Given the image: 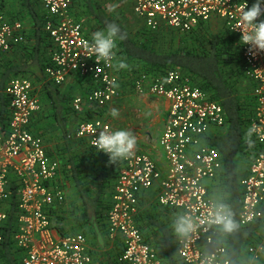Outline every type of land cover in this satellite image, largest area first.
I'll use <instances>...</instances> for the list:
<instances>
[{
	"label": "built area",
	"instance_id": "2783aa9c",
	"mask_svg": "<svg viewBox=\"0 0 264 264\" xmlns=\"http://www.w3.org/2000/svg\"><path fill=\"white\" fill-rule=\"evenodd\" d=\"M151 32L170 28L189 34L218 19L227 32L237 36L241 46L245 77L253 84L256 109L249 128L259 153L239 180L242 192L240 221L243 226L260 222L264 227V52L250 53L242 44L238 18L241 9L253 4L247 0H124ZM0 0V68L5 58L26 43L27 29L4 11ZM44 30L53 44L51 60L45 69L47 80L62 88L72 77L93 82L86 97L72 102L75 112L105 109L123 97L116 54L110 64L96 62L86 50L92 42L73 11V0H40ZM264 19V17H261ZM42 86L24 77L11 79L0 87L5 101L4 125L0 122V230L10 218L13 201L17 205V228L13 234L19 264H93L84 233L61 235L53 222L52 210L67 200L59 183L61 163L49 155L46 141L32 130L35 116L41 112ZM134 90L167 99L169 116L160 145L165 152L168 171L164 176L148 154L139 152L121 160L107 214L111 240L122 238L121 264H164L156 249L148 243L139 227L141 197L159 186L161 206L181 215L204 220L189 238L177 240L182 264H230L228 249L219 239L222 229L208 223V212L220 203L209 195L208 182L218 179L223 170L220 152L205 142L213 128L226 125L223 107L178 70L151 76L140 74L133 80ZM113 131L106 118L81 122L67 136L93 143L100 131ZM103 153V152H102ZM3 236L0 232V242ZM255 264H264V237L249 247Z\"/></svg>",
	"mask_w": 264,
	"mask_h": 264
},
{
	"label": "trees",
	"instance_id": "16d2710c",
	"mask_svg": "<svg viewBox=\"0 0 264 264\" xmlns=\"http://www.w3.org/2000/svg\"><path fill=\"white\" fill-rule=\"evenodd\" d=\"M35 3L41 5L40 0H24L23 2L32 24L27 31L26 43L14 51V53L23 51V63L13 66L10 60L5 61L0 68V87H3L9 80L13 79V76L17 78L19 75L29 71V60L33 57L38 58L42 54H46L48 48H50L51 54L53 52V44L44 30V13L34 8ZM85 6L87 8L86 15L100 30L105 29L109 23H115L120 26L121 34L125 38L117 40L115 54L118 67L120 62L127 64V68H118L122 77L134 80L144 73L156 76L172 70H178L187 75L193 85L204 91L211 100L218 102L223 107L226 116V125L222 128L223 131L213 135L210 134L206 140L210 146L220 152L223 161L221 175L208 185L209 195L211 198L227 205L233 220L237 224V228L231 233L221 231L222 243L228 249L230 264L251 263L252 256L249 255L248 249L259 240L258 238L264 235V227L260 222L243 226L240 221L242 192L239 185V168L241 160L247 158L251 163L259 153V148L252 136L251 140L253 143L251 145H249L246 138L249 123L255 113L256 99L252 93L254 84L244 74L239 39L226 30L222 31L221 34L203 37L194 34L191 36L190 33L183 35L181 39H172L173 43L171 42V46L173 47L171 50L158 51L154 40L142 41L137 39L133 36L132 31L127 29L120 20L105 14L97 3L87 0ZM84 26L89 29L86 25ZM148 31L151 32L150 30ZM151 33H160L161 35V31ZM88 35L92 37L91 33H88ZM189 36L192 38L188 39ZM29 42L31 46L30 49H27L26 45ZM25 51L26 53H24ZM50 60L51 57L44 61L41 60L43 61L41 69L44 77L43 79H35L34 82L42 86L41 95L46 96V99L52 105L53 113L45 116L39 112L34 118L32 130L36 135L44 138L40 131L45 130L47 132L45 135L49 137L54 132L52 127L59 125L58 129L59 131L61 130L62 137L64 135L65 140L69 141L67 138V115L70 114V104L74 97L70 93L63 94L58 87L47 80L45 69ZM75 78L86 82V92L90 93L93 89V82L80 76ZM244 79H247V83L252 88L248 89L246 82L245 85L243 84ZM63 104L68 106L66 107ZM4 106L5 101L0 96V122L2 126L4 125ZM97 110L87 109L84 114L81 113L82 111L78 112L81 115H77L76 118L84 122L92 120L94 114H100L102 117L103 110ZM46 119H48V122H45ZM67 150L68 148H66ZM49 155L53 157L51 152H49ZM61 159L63 162L61 173H63V179L67 183L70 182L72 184L71 178H74L75 182L82 185L80 178L82 173L86 172V177L91 179H87L86 183L93 182L100 186L98 193H93L90 188H86L80 193L76 191L80 198L78 208L83 211L84 221L89 223L91 215H94V218L98 220L104 219L105 213H108L112 203V201L107 202V199H112L113 197L111 192L106 193L105 187L107 185L113 186L116 179L118 180L122 165L121 160L116 163H110L107 154L99 152L92 147L90 148L89 157L79 164L74 162L73 157L69 158L71 160L66 159L67 162H64V158L61 157ZM69 161L73 163L72 167L69 168L70 175H68L66 167L63 169V165L67 166ZM84 169L86 170L84 171ZM67 183L63 184L64 189L67 187ZM15 203L16 201L14 200L13 204H11L10 218L7 224L0 230L3 236L2 242H0V264H19L13 240V234L17 228L18 213ZM65 206L66 203L63 207L65 208ZM149 212L151 213V211ZM63 213L65 211L62 207L52 210L53 222L60 230L62 229L59 225L65 220ZM146 217L147 213L144 214V217L141 216V220L144 219L142 222L146 224V227L156 229V235L160 236V241L156 244V251L164 264H182L177 252V240L174 239V235L172 236V229L164 223H160L158 218L154 217V214L149 215L147 219ZM140 228L143 232L142 226ZM143 235L144 237L146 236L144 232ZM145 239L151 244L149 238L145 237Z\"/></svg>",
	"mask_w": 264,
	"mask_h": 264
},
{
	"label": "crops",
	"instance_id": "0c3cea01",
	"mask_svg": "<svg viewBox=\"0 0 264 264\" xmlns=\"http://www.w3.org/2000/svg\"><path fill=\"white\" fill-rule=\"evenodd\" d=\"M84 1L86 4L87 0H84ZM247 1H250L252 3L255 2V0H247ZM23 2L24 0H6L4 11L7 14L8 18H10L9 15L11 16L13 14L16 15V17L17 15H19L22 19L23 17H25V12H27V9L24 8ZM91 2L96 3L97 0H91ZM10 19H16V18L11 17ZM26 24H28V22H25V27H26ZM123 24L127 27V29H129L127 23L126 24L123 23ZM96 28L100 30L99 27H96ZM26 29L28 31L29 27L28 28L26 27ZM89 29L86 28L87 34L91 33V35L93 36L94 33ZM224 30L225 28H224L223 22H221L218 19H213L211 22L203 25L199 29L195 30L193 33L191 32V34L190 33L189 34L191 36L192 34H194L196 36L203 37V36L221 34L222 31ZM160 31H161V34L163 33V37L166 41H171L172 39L178 40V39H181L183 35H188V34H184L179 31H176L170 28H165V27L162 28ZM191 38L192 37L190 36L188 37V39H191ZM12 54H14V52L6 56L5 61H9ZM117 68L119 67L117 66ZM119 74L122 79L121 88L123 92V97L119 101H116L114 104L109 105L105 109H102L104 111L102 118H106V120L111 123L113 131L124 129V130H132L133 132H135L137 136V150L141 153L148 154L149 156H151L153 160L156 162L159 170L162 172V175L165 176L168 171V162L165 156V152L160 145V140L165 131L166 122L169 116L170 103L167 99L157 97L149 93H146L143 95L138 94L133 88V79H130L128 77L127 78L122 77V74L120 71H119ZM83 82L84 81L78 80L77 78L72 77L62 87V89L61 88L59 89L63 90L62 92L63 94L65 93L72 94L74 99L77 97H86L88 95V92H86L87 83L84 82V85H82ZM81 87L85 89V92L81 89ZM41 101H42V108L40 112L41 115H45V116L52 115L53 113L52 105L48 102V100L46 99V96L44 97V95H41ZM63 105L66 107L68 106L67 104H63ZM70 108H71L70 114L67 115V123H68L67 136L75 132L78 125L81 123V121L76 118L77 115H81V114L73 110L72 103L70 104ZM87 109L89 108L85 107L81 113L84 114V111H87ZM112 109L118 110L119 115L117 117H113L111 115ZM102 110L99 109L97 111H102ZM100 117H101L100 114H94L92 120L98 119ZM88 121H91V120H88ZM53 127H54L53 128L54 132H56L57 133L56 135L58 136L61 131V130L59 131L58 129L59 125H54ZM213 129L211 130V133H210L211 135L215 133H221L223 131L222 129H218V128H213ZM205 142L207 143L206 140ZM64 143L66 144V148H68L66 153L63 154L64 153L63 151H60V152L58 151L57 155L59 156L52 157L54 159H57L59 162H61V170H62V164H63L62 160H60L61 157L64 159L65 158L69 159L73 157L74 162L76 164L81 163V161H85L86 158L89 157L91 146L89 144L88 139L73 138L72 140L65 141ZM60 149L62 150L63 148H59V150ZM48 152H49V149H48ZM71 162L72 161H69L66 168L72 167L73 163ZM246 173L242 174V172L240 171V179ZM86 174H87L86 172L82 173L81 178H80L82 182L84 180L90 179L86 177ZM68 175H70V172H68ZM71 179H72V184L70 185L72 186L75 192L77 191L78 193H80V191H84L86 188H90L95 193H98L99 191L100 186H98L97 184H94L93 182H90L91 184L89 185L82 184L81 182L82 185H79L77 182H75L76 180L74 178H71ZM63 180H64L63 173H61V176L59 179V183H61V185L64 184ZM116 182H117V179L114 183L112 182L113 186L107 185L105 187L106 193L111 192L113 194L114 185L116 184ZM210 183L211 182H208V185ZM158 195H159L158 185H155L153 188L149 189L142 195L141 202H140L141 210H142V217H144L145 213H147L146 219L148 218L149 215L154 214V217L156 216L155 218H158L160 223H164L167 227H170L172 229L173 231L172 236L174 235L173 236L174 239L178 240V237L175 234L173 225H174L175 219L177 218L178 215H181V213L170 211L169 209L161 206L158 202ZM107 200H106L107 202L112 201L111 198ZM62 208L65 211V213H63L65 220L62 222L61 225H59V227L62 230H60L56 226L60 234L68 235V234L83 233L82 231L79 232L78 229L76 230V232L72 231V227L67 226V223L70 219V215L72 214L71 213L72 211L70 210L68 205L67 207L65 208L62 207ZM149 211H151V213ZM105 214H106L105 218L104 219L101 218L100 220L94 218V215H91L90 222L89 223L84 222L85 225L83 224V229H84L83 231L87 233V234L85 233L84 234L86 235L88 239L89 253L93 257V264H121L119 263L118 259L123 252L122 238L118 237L116 240H111L109 238L108 220H107L108 213L106 212ZM142 221H144V219L141 220V217H140L139 226L140 227L142 226L143 232L146 235L145 237L149 238V242H151L152 246L156 249V245L154 243L156 241L154 240L158 239L160 241V236L156 235L157 234L156 229H151V228L146 227V224ZM88 234H90V237L88 236ZM262 237H264V235ZM262 237L258 238L259 240L257 242H259ZM219 241L221 244H223L221 235H220ZM257 242H255L254 244H256ZM249 264H255L253 261V257H252L251 263Z\"/></svg>",
	"mask_w": 264,
	"mask_h": 264
},
{
	"label": "clouds",
	"instance_id": "9594fccd",
	"mask_svg": "<svg viewBox=\"0 0 264 264\" xmlns=\"http://www.w3.org/2000/svg\"><path fill=\"white\" fill-rule=\"evenodd\" d=\"M261 17H264V0H255L251 7L246 3L239 14L240 41L249 46L250 53L264 52V19ZM124 38L120 26L109 23L105 29L93 34L91 43L85 42L86 50L95 56L97 63L102 60L106 64H110L115 57L117 40ZM119 67L127 68V64L120 62ZM111 115L117 117L119 115L118 110L112 109ZM253 130V128H249L246 132L249 145L253 143L251 140ZM93 143L99 152L108 155L110 163H116L135 154L137 136L132 130H106L100 131ZM207 222L219 226L226 233H231L237 228L230 210L223 203H216L211 206ZM204 223V220L197 222L193 216L183 214L177 216L173 227L178 238L187 239Z\"/></svg>",
	"mask_w": 264,
	"mask_h": 264
},
{
	"label": "rangeland",
	"instance_id": "374dc122",
	"mask_svg": "<svg viewBox=\"0 0 264 264\" xmlns=\"http://www.w3.org/2000/svg\"><path fill=\"white\" fill-rule=\"evenodd\" d=\"M96 3L99 6V8L101 10H103V12L105 14L113 16V17L119 19L121 22H123L125 24L127 23L128 24V28L132 31L133 36L136 37L137 39L142 40V41H150L151 39L154 40L155 41V45L158 48V51H167V50H171L172 49L173 46H171V42L173 43V41L172 40L171 41H166L164 39V37H163V33L160 35V33H151V32H149L145 28V26L142 23V21H140L139 18H137L135 16V14L133 12V9L131 7V4L124 2V0H97ZM18 7H19V5H18ZM34 8L36 10L40 11L41 13H43V7L39 3H35ZM86 10H87V8L85 6V1L84 0H73V11L76 14L75 15L76 18L80 22H82L84 25L89 27L90 28L89 30H91L93 33H95V32H97L99 30H98V28L95 27V23L92 20L90 21V18H88V16L86 15ZM9 17L10 18L11 17H15L16 19L22 21L24 23V25H25V22H28V24H26V27L27 28L29 27V29H30V26L32 25L30 23L31 20H30V17L28 15V11L25 12V17H23V19L19 15H17V17H16V15H14V14L11 15V16L9 15ZM176 34H178V33H176ZM30 46H31V43L29 42V44L26 45V48L30 49ZM22 52L23 51L21 50V51H19L17 53L12 54V56L10 58L11 65L15 66V65H21L23 63ZM24 53H26V51ZM51 55H52L51 54V50H50V48H48V50L46 51V54H42L38 58H34L33 57L32 59L29 60V63H30L29 68H28L29 71L23 73L22 75H19L18 77L29 78V79H31L33 81L35 79H43L44 74H43V71L41 69V63L45 59L50 58ZM41 60H43V61H41ZM13 78H14V76H13ZM245 82H246V86H247L248 89L252 88L250 86V84L247 83L248 82L247 79H244V82H243L244 85H245ZM82 85H84V82H83ZM81 89L85 92L84 88L81 87ZM60 91L63 92V90H60ZM103 112L104 111H102V114H103ZM45 122H48V119H46ZM52 128H54V127H52ZM46 133L47 132L45 130L40 131V134L44 135V138H45L44 140L46 141V144L48 146L49 152H51L53 154V157L59 156V155H57L58 151L59 152L63 151L64 152L63 154H65L66 153V144L64 143L66 141L65 140V136L63 135V137H64L63 138L61 133L57 136L56 135L57 133L54 132L48 137L47 135H45ZM59 148H63V149L59 150ZM64 162H67L66 158L64 159ZM64 165H63V169L66 167ZM249 166H250V162L248 161L247 158H245L244 160H241V166L239 168V171H241L242 174H244V173H246L248 171ZM67 170H68V172H70L69 168H67ZM85 170L86 169H84V171ZM83 180H84V178H83ZM89 180H91V179H89ZM63 183L65 185L67 183L66 180ZM70 184L71 183L69 182V183H67V187L65 186L66 187L65 190L67 192V201H66L67 203H66L65 207H67V205H68V207L72 211L71 212L72 214L70 215V219H69V221L67 223V226L72 227V231L76 232V230L78 229L79 232L82 231L83 233L87 234L85 231H83L84 230L83 229V224L85 225V223H86L83 220V218H82L83 211H82L81 208H80L81 210H79V208H78L79 207L78 206V201L80 199L79 195L75 194V192L73 191V188H72V186ZM82 184L86 185L87 184L86 180H84ZM89 184H91V183H88L87 185H89ZM93 193H95V192L93 191ZM88 236L90 237V234H88ZM154 241H156V242H154L155 245L159 242L158 239H155Z\"/></svg>",
	"mask_w": 264,
	"mask_h": 264
}]
</instances>
